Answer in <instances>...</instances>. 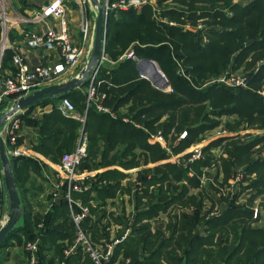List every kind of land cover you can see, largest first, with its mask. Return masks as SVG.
I'll list each match as a JSON object with an SVG mask.
<instances>
[{
	"label": "trees",
	"instance_id": "1",
	"mask_svg": "<svg viewBox=\"0 0 264 264\" xmlns=\"http://www.w3.org/2000/svg\"><path fill=\"white\" fill-rule=\"evenodd\" d=\"M157 6L147 1L139 10L127 8L107 13L105 53L116 63L102 65L95 83L105 93L103 104L115 116L97 111L94 106L85 114L86 96L73 89L41 103L57 104L62 97H68L76 111L85 114L84 124L62 115L58 107L39 120L28 121L38 125L39 142L35 149L57 163L63 154L75 149L82 128L87 147L78 170L106 169L86 179V189L71 190L70 202L64 190L60 204L51 203L42 219L25 206L21 222L0 249L12 239H38L35 264H95L79 246L65 254L76 237L71 210L79 208L74 202L79 198L89 209L80 226L91 240L99 243L100 238H105L106 243H112L108 242V223H102L106 218L103 202L118 193H131V188L121 183L123 172L108 167L117 164L131 168L140 161L146 164L167 158L166 150L150 138L148 130L161 129L166 138L172 130L176 132L172 140L177 142L171 143V151L178 154L219 125L223 116L233 117L225 122L229 129H264V0H157ZM199 20L205 26L194 29ZM185 24L191 28H184ZM130 45L136 57L157 63L171 92L141 78L136 60L117 61ZM12 56V51L4 49L1 72L12 65ZM239 69L247 73L245 86L232 87L219 81L222 75ZM122 106H128L126 113L120 112ZM125 116L128 120H124ZM182 131H186L185 137L179 138ZM220 141L218 138L208 142L202 148V157L188 161L184 167L164 162L138 173L140 185L132 192L134 218L131 223L120 221L118 239L126 228L129 231L114 243L108 264H264V225L254 224L263 215L253 208L256 198L260 197L264 204V157L257 155L264 147V134L245 142L238 141V137L227 140L226 156L220 158L224 174L220 184L230 186L233 166L241 167L242 177L225 196L221 195L225 206L209 215V209L204 208L205 199H214L200 185V175L215 161L210 150ZM257 145L259 148L254 149ZM8 147L9 144L7 150ZM24 156L10 155L21 193L26 189L21 176L33 162ZM195 188L199 191L192 192ZM242 193H248L243 202ZM172 208L178 209L175 219L168 217L167 222L152 230L150 220ZM60 240H66L67 245Z\"/></svg>",
	"mask_w": 264,
	"mask_h": 264
},
{
	"label": "crops",
	"instance_id": "2",
	"mask_svg": "<svg viewBox=\"0 0 264 264\" xmlns=\"http://www.w3.org/2000/svg\"><path fill=\"white\" fill-rule=\"evenodd\" d=\"M51 1L52 0H4L3 7L5 5L4 12L6 14L7 21L5 24V28L3 27L2 30L4 36H1L0 42H3L1 45H3L4 49L7 48L12 51L13 55H20L21 58L30 66H34L37 64L53 65L54 63L60 62L59 52L57 48L54 47L49 49L43 46H31L28 43L27 36L25 35L26 32L40 34L45 32L49 27H53L56 30L60 29V22L57 18L46 17L40 20H36L34 18L39 14L42 6ZM102 2L105 3V0H102ZM63 3L66 9L65 18L67 22V31L69 37L72 43L76 45H82L85 50V55L82 58L81 63H79V65L75 69L64 71L63 73H61L56 82H50L45 86L68 82L69 80L76 77L81 72L83 67L87 64L92 53L94 22L97 16V6L92 3L91 0H64ZM93 5L96 7V10H93ZM154 7L156 8V6ZM84 22H86L89 29V33L86 37H83L82 35V26ZM190 28L191 27L189 26L188 29ZM108 59L111 61V63L106 62L105 64L113 65L114 60H111L109 57ZM13 68V65H11L10 67L7 66L2 70L1 73H10ZM87 86V84H84L75 89H79L81 93L85 94L86 96ZM57 105L58 103L55 104L54 102H47L44 104L39 102L35 106L24 108L17 113V116H19L21 120V129L19 131L18 144L27 147V154L24 157H27L28 159L33 161L32 166H30L31 168L21 176L24 181V189L26 188L24 190V193H21L17 188L22 208L21 216L22 210L26 206L31 214L38 215L39 218L42 219V215H44L42 213L45 210H47V213L50 211V207H48V204L51 202L54 204H60L61 198L63 196V191L65 190L66 193L67 190L68 181L65 172L61 169V159L59 160V163H57L49 156H45L37 149H35L39 142L38 125L28 123L29 120L41 119L45 114H48L54 108H57ZM119 109H121V112L124 113L127 107L122 106V108ZM84 113L86 114V110H84ZM84 113L82 114V116H84L85 118ZM111 114L113 113L111 112ZM82 134L86 136V133L81 128L74 148L77 146ZM160 146L163 148L162 145ZM169 153V158H165L157 162H148L146 164L140 161L138 166L131 168H123L117 164L108 167L116 168L123 172L125 176L121 179V183L123 184V186H129L131 188V193H118L114 197L107 198L103 202L102 208L106 212V218L102 223H108L106 228L107 234L109 236L108 242H114L118 239V234H120V232L122 231L121 222L125 223L126 221H129V223H131L134 218L135 197L133 196V190L136 188V186L140 185V181L137 180L138 173H140L141 170L153 167L158 163H175L171 157L175 154L172 153V151H170ZM104 169L106 168H98L94 170H78L77 168L78 176L74 180L73 184L78 186H85L87 185V183L85 182L86 179L93 177L95 174ZM25 176H27V179H25ZM72 191L80 192V190L75 189ZM54 193L55 198L53 196ZM76 201L80 202V199L77 198ZM90 203L94 205L95 201L92 200ZM9 210L10 209L7 200V193L4 187V205L2 211L4 214L8 215ZM174 210L178 211L177 208H172L168 210V213H160L157 217L152 218L150 220L152 224V230L157 226L153 225V221L159 219L161 215L162 219L164 216V223L168 221V217L174 220L175 214L177 213V211ZM92 217L95 219V215ZM21 220L22 217L19 223L21 222ZM102 223H100L99 225L100 230H102ZM128 231L129 228H126L122 237L119 238L120 241L126 236ZM59 242L63 245H67L66 240H60ZM26 243L27 241L24 240V238H22L21 241H18L17 239H12L11 241H9L7 245L0 249V264H29L30 251L25 247ZM101 243H106L105 238H100L99 244ZM70 246H72V244H70ZM70 246L68 248H70ZM35 260L37 263V252L35 255ZM117 262L118 261H115L113 262V264H117Z\"/></svg>",
	"mask_w": 264,
	"mask_h": 264
},
{
	"label": "built area",
	"instance_id": "3",
	"mask_svg": "<svg viewBox=\"0 0 264 264\" xmlns=\"http://www.w3.org/2000/svg\"><path fill=\"white\" fill-rule=\"evenodd\" d=\"M64 0H52L51 2L42 6L41 11L34 18L40 20L46 17H54L59 19L60 29L56 30L53 27H49L45 32L36 34L32 32H26L28 43L31 46H43L45 48H57L59 52L60 62L54 63L53 65H43L37 64L30 66L27 64L20 55L15 54L12 56V65L14 69L10 73H1L0 69V114L8 111L13 102L22 96H26L31 92L49 84L50 82L57 81L61 73L67 70L75 69L79 63H81L82 58L85 55V50L82 45H76L72 43L68 31H67V22L65 18V6L63 3ZM150 0H105V10L114 11L118 9H127L135 8L139 10L143 4ZM151 3V2H150ZM4 0H0V5L2 7V26L5 28L6 24V14L3 9ZM203 26L199 23L194 29H201ZM189 28V27H188ZM89 33L86 22L82 26V35L86 37ZM4 47L1 45L0 50L3 51ZM123 59H134L137 62L139 61L132 49L126 51L124 54L119 56V60ZM106 62L111 61L108 59L105 53L101 55L96 65L89 70L88 74V86L85 97V110L90 106H94L97 111L109 112L110 110L103 105V100L105 99V93L101 92L97 83H95V77L99 68L104 65ZM159 73L163 78H160V87L167 92H171L172 88L169 85V82L165 74L158 67L157 63L152 61ZM141 78L148 79V73L146 71L139 72ZM150 81V80H149ZM221 81V80H220ZM226 84L232 87L245 86L247 82V77L240 75H229L227 80L224 81ZM4 107H3V106ZM2 106V107H1ZM58 110L64 116L73 117L79 120L84 124L85 118L79 114L72 101L68 97H62L58 102ZM20 110L14 112L13 114L7 116L3 125L0 128L1 135L7 139L9 144L7 154L13 156L26 155L27 147L18 144L19 129L21 126L20 117L17 116V113ZM125 120V119H124ZM186 132L182 133L183 137ZM227 136L225 131L217 134L216 137ZM154 141L158 142L163 146V137L160 131L150 136ZM86 147H87V138L84 134L81 135L79 142L75 149L72 152L65 153L61 157V169L65 172L67 176V190L66 197L68 201H71L70 191L71 190H84L87 188V185H74L73 182L78 176L77 168L86 156ZM203 148V147H202ZM202 148L196 146L192 148V156L189 158V161L198 160L202 157ZM172 160H174L172 156ZM191 175V174H190ZM3 170L0 166V228L3 226L7 220V214H4L2 211L4 205V183L2 180ZM242 177L241 170H237L233 175V182L237 183L238 180ZM55 196V193H54ZM52 203V202H51ZM51 203L48 204V207L51 206ZM76 206L79 208L77 211L71 210V217L76 226V237L74 243L70 248L65 250V254H69L74 248L81 247L85 252L88 253L90 258L95 264H108V261L112 255L113 245L120 241V239L115 240L112 243H95L91 240L90 235L85 233L80 226L81 221L89 215V209L87 206L82 205L81 202H75ZM45 210L42 214H46ZM255 216V214H254ZM25 247L30 251V262L29 264H35V255L38 250V239L34 241H28Z\"/></svg>",
	"mask_w": 264,
	"mask_h": 264
},
{
	"label": "water",
	"instance_id": "4",
	"mask_svg": "<svg viewBox=\"0 0 264 264\" xmlns=\"http://www.w3.org/2000/svg\"><path fill=\"white\" fill-rule=\"evenodd\" d=\"M97 6V16L94 22V38L93 48L89 61L83 67L81 72L69 80L60 84H52L39 88L26 96H22L15 100L11 108L0 114V128L3 125L7 116L13 114L18 110L30 108L35 106L43 100L53 97H60L63 94L81 86L88 82L89 70L96 65L97 61L103 53H105V40H106V25H107V12L105 10V3L100 0H91ZM2 55V51L1 54ZM1 58V56H0ZM139 72L146 71L150 82L161 88L160 78H163L156 65L149 59H139L137 62ZM0 165L3 170V183L7 193V200L9 203V213L7 220L0 228V246L7 239L8 235L16 228L21 219V202L17 189V185L13 176L10 160L5 152V146L0 133Z\"/></svg>",
	"mask_w": 264,
	"mask_h": 264
},
{
	"label": "rangeland",
	"instance_id": "5",
	"mask_svg": "<svg viewBox=\"0 0 264 264\" xmlns=\"http://www.w3.org/2000/svg\"><path fill=\"white\" fill-rule=\"evenodd\" d=\"M100 1H102V0H100ZM244 1L245 0H232V2H244ZM150 2L154 6L158 7L157 6V0H150ZM167 2L169 3V5L170 4L173 5L172 2H169V1H167ZM167 2H165V3H167ZM6 7H8V6H6ZM92 8H93V10H96V7L94 5L92 6ZM3 9H5V5H4ZM226 12H228V10H226ZM1 13H2V7L0 5V25H1L0 39H1V36L2 37L4 36V34L2 32L3 26H2ZM199 23L203 27L205 26L204 23L202 22V20H199L197 24H199ZM188 27H189L188 24H185L184 25V28H188ZM2 43L3 42H0V46H1ZM130 49H133L132 48V45H130L125 51H123L122 54H124L126 51H129ZM1 57H2V55H1ZM117 61H120L119 60V57H118V60ZM113 63H116V61H114ZM229 75L230 76L231 75H240V76L247 77V73L244 70H242V69L236 70V71H234L233 73H231ZM228 76L222 75L219 78V81L220 80L223 81V82L226 81ZM101 92H103V91H101ZM262 92H264V85H263ZM104 107H106V108H108L110 110L109 107H107L105 105H104ZM126 107H127V109H126V111H124V113H126L127 110H128V106H126ZM120 108H122V107H120ZM119 110L121 112V109H119ZM107 113H110L111 114V111H109ZM111 115L112 116H115V114H111ZM232 118L233 117H231V116L230 117H226V116L221 117V122H220L219 125H217L216 127L212 128L210 130H207L204 134H202L200 136V140L199 141L192 143L189 147H187L186 149H184L182 152H180L178 154H175L173 156V158H174L173 161L176 164H181L184 167V165L187 164V162L189 161V158L192 156V153H193L192 148L193 147L200 146V148H202L208 142H210L211 139L212 140L218 139V138L221 139L220 143L217 146H214L210 150L211 151V154L215 158V161L209 167L204 168L202 174L200 175V185L203 186L208 191H210V195H212L213 196V199H214V201L211 200V199H208V198L205 199V207L204 208L206 210L209 209V212H210L209 215L214 214L216 212H219L225 206V201H224V199H222V196H225L226 195V192H228V189L231 188V186L233 184H236V182L235 183H232L233 182V178L232 177H233V175L235 174V172L237 170H241V167L233 166L232 175L228 179V182H229L230 186H228V183H225L224 185H221L220 184V182L222 181V177L224 175L223 174V170H222V165H221L220 158L226 156V153L224 151V147L226 146L227 140L228 139H231V137H234V139H235V137H238V141H244L245 142L247 140V138H249V137H253V136H257V135L260 136V135L264 134V129H260V128H256V127H249V128L239 127L236 130L229 129V128L226 127L225 122L227 120H231ZM124 119L127 120V116H125ZM137 126H138V124H137ZM138 127H142V126L139 125ZM158 131H162V130L161 129H157L156 131H149L148 130L149 136H151V134H155ZM222 131H225L226 134H227V138L225 140H223V138L225 136L224 137H215L217 134L221 133ZM183 132H186V131H182L179 134V138H184L185 137V135L183 137H181ZM173 135H176V132H173V130H172V132L170 134H168V137L167 138L164 136L163 149H165L166 152H167V158L170 157V153L169 152L171 151V143L172 142H174V143L177 142V140H172V136ZM262 144H264V141L262 142ZM255 148H259V145H257L256 147H254V149ZM257 155L264 157V147H262L260 149V151H259V153ZM253 156H255V151L253 152ZM190 174L192 175V173H190ZM252 176H255V175L253 174ZM191 191L192 192H197V191H199V189L198 188H195V189H192ZM247 195H248V193H245V194L242 193V197H241L242 202L247 197ZM54 198H55V196H54ZM261 202L262 201H261V198L260 197L259 198H256L253 201V208L255 209V207H256L259 210H261V213L263 215L261 217V219L257 223L255 222L254 224L264 225V204L261 203ZM174 211H177V210H174ZM161 216L159 217V219H156V220L153 221V225L162 224V222H164L163 221L164 220V216H163V219H162Z\"/></svg>",
	"mask_w": 264,
	"mask_h": 264
},
{
	"label": "bare ground",
	"instance_id": "6",
	"mask_svg": "<svg viewBox=\"0 0 264 264\" xmlns=\"http://www.w3.org/2000/svg\"><path fill=\"white\" fill-rule=\"evenodd\" d=\"M3 52V51H2ZM1 59V58H0ZM137 59L139 60V58L137 57ZM151 61H153V60H151ZM155 62V61H154ZM156 63V62H155ZM128 120V119H127ZM138 126H139V124H138ZM20 129H21V127H20ZM20 129H19V131H20ZM161 132V134H162V137H163V139L162 140H164V135H163V133H162V131H160ZM1 137H2V139H3V142H4V146H5V152H6V154H7V152H8V150H7V145H8V142H7V139H5L2 135H1ZM72 152V151H71ZM66 153H69V152H66ZM7 156H8V158H9V160H10V157H9V155L7 154ZM71 192V191H70ZM66 195V194H65ZM75 202H77V201H75ZM74 202V203H75ZM79 202V201H78Z\"/></svg>",
	"mask_w": 264,
	"mask_h": 264
}]
</instances>
